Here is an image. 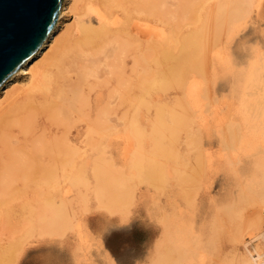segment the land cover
<instances>
[{"label": "bare ground", "instance_id": "1", "mask_svg": "<svg viewBox=\"0 0 264 264\" xmlns=\"http://www.w3.org/2000/svg\"><path fill=\"white\" fill-rule=\"evenodd\" d=\"M225 1H227V0H63L62 7H61V16L57 22L55 29L51 32V34L49 35V37L47 38V40L45 41L43 46L39 49V51L34 55V57L31 60H29L26 64H24L19 69L18 73L14 77L5 81L4 84L0 87V264H3V263L5 264V262L10 257L12 259V255H11L12 250L14 248H16L18 246V244L23 242L24 234L27 230H29L30 228H33L35 226L38 228L37 225H39L40 223H43V222L46 223L45 218L43 221L42 217H44L45 215L50 216V214H51V217H50L51 220L53 222L56 221L57 218L53 219V218H55V212L54 211L57 210V209H55L56 198L58 195L60 196V194H63V196H64V194H66V191H65L66 186H65V188L62 187L61 189H59L58 184L60 182L64 183V184H72L75 181H77V183H79V181H84L83 179H85V177H86L87 168L91 167V166L88 167L89 162L92 163V161H90V158H89L90 155L88 153L91 150V148H89L90 150H88L89 145H94V142L97 141V142H99V144H98V146H99L100 142H102L99 140H103V138L101 136L108 133V132H124V133L129 132V134L131 132H134L136 134V132H143V130H146L145 127H147V125L144 124V125H146V126H144L142 123V122H145L144 121L145 119L143 121H140L141 118L139 119V117H141L140 113L143 110H148V111L152 110V112H153V117L149 118L150 117L149 116L148 117L149 120H146V123H147V121L149 122L148 132H151L152 137L156 142L155 143L154 140H152L155 143V147H154V144L151 145L154 148H152L153 149V151L151 153L152 155L150 154L151 159L148 160V161H150V162H148V164H150L149 168H151V169L154 168L153 173H152L153 175H150L149 183L151 181L150 185H153L152 186L153 188H154V186H156V189L166 186V183H167L166 178L167 177L165 176L164 171H165V166H167V165H165L163 167L161 164L162 162L161 163L159 162V160L161 158L165 159V157L162 155L160 156L161 158H159L160 148L162 147L161 149H163V148L166 149L168 147H170V148L174 147L173 146L174 142L177 139H179L180 135L183 133L185 135L191 136V138H193V140H194V138L196 137L195 135H198L197 132L202 133L203 129L206 128L205 127L206 120H209L211 117L208 115L209 118L207 116H206V118L205 117L202 118L201 111L200 110H199L200 112L195 111V108H197L199 106L198 102L199 101L201 102L202 100H196V97H197V99L200 98V96L199 97L197 96L198 93L200 92V90L198 88L199 86H197L196 82L190 81L191 78H194L196 74L198 75L199 73H202V71L206 68L205 67L206 66L205 65V63H206L205 55L207 54L206 52L208 50H206V49H208V48L206 45L207 41L205 42L202 35H203L204 31L205 32L207 31L206 28L209 29V27L206 26V28H205V24L207 25V21H206V23H204V25L199 24L201 26V27L199 26V28H201L200 30L197 29L198 27L195 25L197 28L195 27L194 30L187 31L186 25H187V23L193 24V25L197 24V22L201 19V15H202L201 8L203 6L211 5V9H213L212 5H216L215 8H217V4H219L220 2H222V4H223ZM237 1L238 0H236L233 3H237ZM246 1L248 2V0H246ZM240 2H239V4H240ZM243 2H245V1H243ZM247 2L245 4L242 2L241 3L244 5H248ZM228 4H230L229 1H228ZM208 7H207V10H208ZM229 7H233V6H229ZM244 7H246V6H244ZM204 8H206V7H204ZM215 8L213 9L212 12H210L211 10L210 11L208 10V12H210V16H211V13H213L211 17H214V16L216 17V14L219 13L218 11L216 12V14L214 13ZM230 10H231V8H230ZM204 11H203V13H204ZM69 13L72 14V17H73L72 21L73 22L70 21L71 25H68L69 24L68 23L66 26L65 19ZM233 13H234V11H233ZM237 13L239 14V12H236V14ZM204 14H206V12ZM234 15H235V13H234ZM228 16L229 15H227L226 21L228 20ZM206 17H207V14H206ZM206 17H205V20H206ZM215 17H214V19H215ZM217 17H219V14ZM229 17H231V19H233L232 15ZM238 17L239 16H237V18ZM240 17L241 18L243 17V13H242V16H240ZM208 18H209V15H208ZM224 18H222V20ZM237 18H235L236 22L238 21ZM220 19H221V17H220ZM220 19H217L219 24L221 22ZM205 20H203V22H205ZM224 21H225V19H224ZM213 22H214V20H213ZM231 22H232V20H231ZM228 23H230V21ZM210 24H212V23H210ZM215 24L216 23H213V26H215ZM202 27H203L204 31L202 32V35H201L199 32L202 30ZM211 27H212V25H211ZM217 27L221 28L222 30L225 28V27H221L220 25ZM227 27H228V25L226 26V29H227ZM212 29H213V27H212ZM221 29H219V30H221ZM214 32H215V30H214ZM215 33H216L215 35H217L218 31L216 30ZM204 34L206 36L204 38L207 39L206 33H204ZM219 34L221 35V33H219ZM226 34H227V31H226ZM228 34H229V32H228ZM215 35H213L214 36L213 38L218 37ZM210 36H211V33H210ZM219 37L221 38L222 36H219ZM216 39H215V41L219 42L218 41L219 38H216ZM209 40L213 46H214V44H216V45L218 44L216 42L213 43L211 41L210 37H209ZM210 42H207V43H210ZM209 47H211V45H209ZM211 49H213V47ZM205 50H206V52H205ZM212 51L213 50H211L210 53H212ZM216 56H217V54H216ZM207 57H208V55L206 56V58ZM259 57H258V59H259ZM213 58H215V56ZM215 59H217V58H215ZM224 59H225V57H224ZM260 60H258V62H260ZM214 62H215V60H214ZM219 62H220V60H219ZM209 63H210V60H209ZM221 63H223V62H221ZM217 64H218V62H217ZM233 64H232V66H233ZM250 64H251V62H250ZM261 64L262 63L260 62L259 65H261ZM253 65H254V63H253ZM226 66H228V65H226ZM215 67L222 69L223 72L228 71V70L224 71V67L221 68L218 65ZM237 67H239V66H237ZM255 67H259V66L256 65ZM210 68L213 70L212 65H210ZM218 68H216V70ZM236 68H235V71H236ZM252 68H254V67H250V69H252ZM261 68L259 67V69H261ZM206 70H204V71H206ZM212 70H211V72H212ZM256 70H253L254 74H256L254 72ZM262 70H261V72L258 70V72L262 73ZM223 72H222V74H224ZM233 72H234V70H233ZM240 72L241 71L239 70V75H240ZM208 73H210V72H208ZM228 73H227L228 77L231 74L234 75L235 78L238 77L237 81L240 84L242 83L241 85H242V87H244V84L246 83L247 80L244 79L245 80L244 83H243V81H244L243 79H240V81H239L240 77L238 76V74L236 75L237 77L234 74V73H238V72H234V73L228 72ZM253 73H251V74H253ZM205 74H206V72L204 73V75ZM254 74L251 76H253V78H255V77L258 78V76H254ZM201 75H203V74H201ZM228 77L227 78L225 77V79L227 80V83L229 81V84H230L231 80H229L230 78L228 79ZM234 77L232 76V80ZM241 77H242V75H241ZM212 78H213V76H212ZM244 78H245V75H244ZM250 79H249V81L252 80V79L251 80ZM216 81H218V80L215 79V82ZM237 81L235 80V83L237 84V86L235 84L236 87H238V85H239V83H237ZM252 81H254L255 84L257 83L256 86H258L259 79H258V81H256V79H254ZM203 83L205 84L204 81H203ZM232 83H233V81H232ZM254 83H253V85H255ZM263 83L264 82H261V84H263ZM215 84L214 85L211 84V86L215 87ZM231 84H230V86H231ZM251 84H250V86H252ZM233 85H234V83H233ZM235 86H233V88ZM242 87L239 85L238 89H241ZM245 88H243V90L245 91V92L243 91L244 93L247 92V90H246L247 88L246 89ZM251 88L252 87L248 88V90L250 91ZM212 89L214 90L215 88H212ZM231 89L232 88H230L229 90H231ZM254 89H256V88L254 87ZM171 90H177V91H180L183 93H181L182 95H180V96L170 98V96L168 95L167 92L168 91L170 92ZM204 91H205V89H204ZM260 91H259V93H260ZM171 92H174V91H171ZM229 92H231V91H229ZM237 92H238V90H236V94H237ZM241 92H238V93H240L239 95H241ZM164 93H166V94H164ZM250 93H251V91H250ZM262 93L259 94L262 97L258 95L259 99L263 98L264 93L263 94ZM206 94H207V92L205 93V95ZM247 94L250 95L248 92H247ZM214 95H215V93L213 94V97H215ZM252 95H253V93H252ZM219 96L221 97V94ZM219 96H217V97H219ZM222 96H223V93H222ZM243 96L245 97L244 94L242 95V97ZM213 97H212V99H213ZM244 97H243V99H245L247 96L245 98ZM219 98H217V100ZM206 99H209V97L208 98L206 97ZM220 99L222 100V98H220ZM220 99H219V101H220ZM241 99L242 98H240V100ZM243 99L241 101H243ZM204 100H203V102H204ZM253 100L255 101V97ZM209 102H210V99H209ZM209 102H207V103L209 104ZM222 102L223 101H220L221 105H222ZM256 102H259V101H256ZM207 103L205 104V102H204L203 105L205 104L204 106H206V105H208ZM199 104L202 105V102ZM220 104H219V106H220ZM259 104L261 105L262 103H259ZM259 104L258 103L257 104H253V103L249 104L248 105V111H247V107L244 108L248 112V115H247V112L245 114H244L245 111L243 112L244 117H242V119H241L242 121L239 122V127L244 129V130H245V128H247L248 131H244V132H248V134H249V132H255V134L258 132H260V134H262L261 132H263V119H264L263 118V114H264L263 105L264 104L262 105V107H260ZM214 105H215V103H214ZM216 106H217V103H216ZM216 106H213L214 111H218V110H216L217 109ZM222 106L226 107L225 103ZM245 106L246 105H244V107ZM241 107H243V106H241ZM252 107L254 108L256 115H254V112H253V114L251 113ZM221 109H222V107H221ZM207 110H210V109H207ZM207 110L205 109V111H207ZM215 117L214 118L217 120L219 117L218 113L216 114ZM219 118H221V117H219ZM218 120L221 121V119H218ZM231 120H232V117H231ZM201 122H202V124H201ZM209 122H210V120H209ZM216 123H218V125L220 124L218 121H216ZM206 124L207 125L209 124L208 121ZM210 124H212V123L210 122ZM197 125H200V126L204 125V126H202V131H199V130H201L200 126H198L199 130L196 128ZM220 126H221V124H220ZM214 128H215V125H214ZM215 129L219 130L218 128H215ZM226 130H227V132H230V133L233 132L232 134H234L236 132V127L234 126V122H231L230 124H228ZM148 132H146V135L148 134ZM205 132H206V130H205ZM97 134H98V137L100 138V139L98 138L99 140H95V138H93V135L96 136ZM140 134L142 136V133H140ZM255 134L252 133V135H255ZM260 134L258 133L256 135V137ZM131 135L133 138L136 137V136L134 137L133 133ZM218 135L220 136V134H218ZM249 135H251V133ZM192 136H194V137H192ZM209 136H210V134H209ZM239 136L241 137V135H239ZM106 137H109V136L106 135L105 138ZM110 137H111V135H110ZM231 137L229 136L228 138H231ZM233 137H234V135H233ZM96 138H97V136H96ZM150 138H151V136H150ZM188 138H190V137H188ZM220 138H223V137L220 136ZM259 138L261 139L263 137H259ZM147 140H148V138H147ZM193 140L192 139L189 140L190 145H191V143L193 145V143L195 141V140L194 141ZM198 140L200 141V138ZM198 140L195 141L197 146H195L196 144L194 143L195 144L194 148L196 150H198V147L202 143V140H201V143H199V142L197 143ZM230 140H229V142L227 141V143H230ZM108 141H111V140H108ZM124 141H126V140H124ZM182 141H184V140H182ZM256 141H257V139H256ZM258 141H259V139H258ZM113 142L116 143L118 141L116 139ZM149 142H150V139H149ZM185 142L187 143V141L185 140L183 142V144ZM221 142H222V139H221ZM118 143H120V142H118ZM137 143H139V142L137 141ZM175 143L177 144L178 142H175ZM220 143H219V145H220ZM222 143H224V142H222ZM225 143H226V141H225ZM233 143L231 145H233ZM257 143L260 144V142H257ZM261 143H263V142L261 141ZM131 144H133V143L131 142ZM141 144H144V143H141ZM150 144H152V142L148 143L147 145L150 146ZM179 144L181 145V143H179ZM240 145H243V144L241 143ZM145 146H146V144H145ZM145 146H143V147L146 149L147 146L146 147ZM212 146H210V150H211ZM186 147H188V146H186ZM243 147H244V145H243ZM248 147H249V145H248ZM255 147H257V145ZM150 148H148V150ZM221 148H223V147H221ZM221 148H218L219 151ZM239 148L240 147H238L237 149L239 150ZM250 148H249V150H250ZM96 149H97V147H96ZM102 149H103V147H102ZM164 149H163V151H164V153H166L167 151H165ZM172 149H174V148H172ZM179 149H180V146H179ZM184 149L186 150V148H184ZM192 149H193V147H192ZM232 149H234V148H232ZM262 149H263V145H262ZM185 150L183 152H187ZM188 150H190V148ZM203 150H200V152ZM242 150H245L247 152L248 148L247 149L244 148ZM94 151L95 150H93V152ZM239 151H237L239 154L238 157L240 156ZM140 152H141V150H140ZM174 152H170V153H174ZM178 152L179 151H177L176 153H178ZM207 152H209V151H207ZM207 152H206V155H210V157H211V154H210L211 152L209 154H207ZM237 152L232 153V154L233 155L235 154L237 156ZM259 152H257L256 154L258 155ZM137 153H138V151H136L135 155H137ZM241 153H243V156L246 155V154H244L245 153L244 151ZM249 153H250V151H249ZM249 153H248V155H249ZM112 154H113V152H112ZM112 154L110 153V155H111L110 158L113 156ZM141 154H143L142 157H141ZM141 154H139L141 158H146V157H143L144 155H146V152L145 153L141 152ZM196 154H197V152H196ZM214 154H216V153H213V155ZM219 154L220 155H218V153H217L216 158H218L220 156L219 159H221V154L224 156V154H226V152L225 153L219 152ZM253 154H252V156L250 154V157L253 158ZM139 155L134 156V157H138ZM172 155H177V154L174 153ZM178 155H180V154H178ZM181 155H183V158H184V154H181ZM187 155H188V153H187ZM202 155L203 154L201 152L200 156L197 159L202 160V159H199ZM206 155H204V156L206 157ZM248 155H246V156H248ZM261 155L262 154H260V157L262 158L263 155L262 156ZM101 156H103V155H101ZM105 156H106V154H105ZM170 157H171V155H170ZM195 157H197V156H195ZM214 157H215V155L213 156V159H214ZM224 157L227 159V161H229V158H227L226 155ZM224 157H222V159ZM231 157L232 156L230 155V158ZM248 157H246V158H248ZM99 158L100 159L98 160V163H100V164H99L98 168L101 167L100 165H102V164L104 165L106 163V161L104 160L105 157H104V159H101L102 157H99ZM108 158H109V156H108ZM127 158L129 160V157H127ZM174 158L176 159L177 157L176 156L172 157V162L175 163L176 160ZM216 158H215V161L217 160ZM258 158H254V160L255 159L257 161L261 160V163H263V158L262 159L260 158L259 160H258ZM112 159H113V157H112ZM138 159L140 160V158H138ZM138 159L134 161V163H135L134 166H136V164H137V167H138V165L143 166V163L147 164L144 161H147L148 158L144 159V161L141 159L142 161H140V162H143L142 164L139 163ZM244 159L245 158H243L241 160H244ZM181 160H182V158H181ZM185 160H186V158H185ZM212 160L210 159V161H212ZM239 160H240V158H238V161ZM241 160H240V162H241ZM178 161H176V163ZM182 161H181V163H182ZM215 161H214V163H215ZM236 161H237V159H236ZM126 162H127V160H126ZM186 162H187V160H186ZM194 162L195 161L193 159V163ZM198 162H200V163H198ZM198 162L197 163L200 164L199 166H201L198 169H201L202 167H203L202 169H204L205 168L204 166H206V165L205 164L204 165L202 164L203 166L201 165V162H203V160L198 161ZM131 163H133V161ZM184 163H185V161H184ZM204 163H207V161H205ZM221 163H223V161ZM256 163L254 161V165ZM108 164H109V162H108ZM108 164H107V166H108ZM115 164H114V166L117 167V164L116 165ZM165 164H167V163L165 162ZM207 164L209 165V162ZM228 164L234 168V166L231 163L228 162ZM195 165L198 167L197 164H195ZM216 165H218V164H216ZM216 165L215 166L212 165V166L216 167ZM221 165H219V166H221ZM111 166L113 167V165H110V167ZM147 166L148 165H146V167ZM183 166H185V165H182V168H183ZM236 166H237V164H236ZM241 166H244V165H241ZM241 166H239L238 169H244ZM110 167H109V169H110ZM146 167L144 166L145 170H146ZM259 167H260V164L258 165L257 168L254 169V171L255 170L257 171V169ZM136 168H135V170L137 171L138 168L137 169ZM128 169H130L129 166H128ZM169 169H170V167H169ZM171 169H174V168H171ZM178 169H180V168L178 167ZM202 169L200 171H202ZM209 169H210V167H209ZM260 169H261V167H260ZM99 170H102V172H100V174H99V172L97 171L96 172V176H97L96 178H98L100 181L104 180L103 183L107 182L109 186L111 184H114L115 182H117L118 184L123 183L124 181L119 183V179L117 180L115 178L116 177L117 178L118 177L124 178L125 175L127 176L130 173V171H129V173L127 171L125 173L117 172L118 174H122V175L125 174L124 176H119L117 173H115L117 171L116 169H115L116 171L114 172L113 170H108V168H107L108 172L113 171L111 173L112 174L115 173V175H117L115 178L113 175L114 180H111L113 178H110L108 173H106V175H108V176H106L104 174L105 171H107L106 169H105V171H103L104 168L103 169L100 168ZM125 170H126V168H125ZM147 170L149 172V169H147ZM181 170L185 171V168L181 169ZM204 170L206 171V168ZM204 170L201 172L202 174H203ZM210 170H209V172H211ZM262 170H263V168H262ZM172 171H175V169ZM189 171H190V169H189ZM193 171H194V169H193ZM213 171L215 174V169ZM232 171H234V170L232 169L230 172H232ZM248 171H247V173H248ZM197 172L198 171L196 170V173ZM209 172H208V174H209ZM242 172H243V174H245L244 171H242ZM257 172L259 174H261L262 171L258 170ZM257 172H254V173L257 174ZM145 173H146V171H145ZM171 173L175 175L176 172L175 173L170 172V176H171ZM179 173L182 174L178 170V174ZM194 173H191V174L195 175ZM232 173L236 174V172H232ZM112 174H111V176H112ZM132 174H133V172H132ZM149 174H147L148 177H149ZM197 174H199V173H197ZM237 174H239L237 176L238 178L241 179V177H243V176L240 177V171L239 172L237 171ZM243 174H241V175H243ZM259 174H257L259 177L255 176L254 174H251L250 180L254 176H255V178H253L254 180L256 179V177L259 179L260 178ZM182 175L186 176V174H184V173ZM187 175L192 177V175H190V174H187ZM218 175H219V173H218ZM252 175H254V176H252ZM129 176H130V174L127 177H129ZM133 176H135V174ZM206 176H208V175H206ZM212 176H214L213 173H212ZM262 176L264 177V175H261V178H263ZM102 177H103V179H102ZM194 177H196V176H194ZM194 177H192V179ZM197 177H196L195 182L200 181V179L197 180ZM205 177H204V179H205ZM215 177H216V175L214 176V178ZM138 178H140V177H138ZM142 178H144V177L142 176ZM171 178H174V176H171ZM171 178L169 181L172 180ZM187 178H188V176H187ZM214 178H213V180H214ZM244 178L245 177H243L241 182H243ZM91 179H92V177H91ZM93 179H95V178H93ZM125 179H126V177H125ZM145 179H147V178L145 177ZM192 179H191V182L193 181ZM248 179H249V177H248ZM182 180L186 181L187 179L186 180L182 179ZM210 180L211 179L209 177L208 181L210 182ZM250 180H249V183L252 181V180L251 181ZM120 181H121V179H120ZM179 181H176V183ZM183 181L180 182V185H181V183H185ZM257 181L260 182V180L256 179L255 183ZM261 181H262V179H261ZM84 182H86V181H84ZM99 182H98V184L101 183V182L100 183ZM132 182H133V179H132ZM138 182H139V180H138ZM146 182L148 183V181H146ZM191 182H190V185H191ZM195 182L193 181L192 184ZM204 182H205V180H204ZM245 182L246 181H244V184L247 183V182L246 183ZM258 182H257V185L261 184ZM86 184H88V183H86ZM240 184H242V183H240ZM186 185H188V183ZM194 185L195 184H193V187H194ZM262 185L263 184H261L260 187H262V189L264 190V187H263L264 185L263 186ZM104 186H106V185H104ZM132 186H134V185H132ZM137 186H138V184H137ZM168 186H169V184H168ZM196 186H198V185H196ZM80 187H82V186H80ZM152 187H150V188H152ZM248 187H249V185H248ZM254 187H255V185H254ZM254 187H252V188H254ZM260 187L258 186V189ZM67 188L69 189V187H67ZM171 188H172V186L171 187L169 186V189H167V190H170ZM190 188H189V190H191ZM198 188L200 189V187H198ZM239 188H241V186ZM82 189H83V187H82ZM111 189H112V187H111ZM124 189H125V187H124ZM124 189H122V190L124 191ZM174 189H176V188L174 187ZM199 189H198V191H199ZM242 189L239 191V193L240 192L243 193ZM258 189L256 188V190H255V188H254L251 192L256 191V194H258V200H260L259 196H261V197H264V196H262L261 190H259L261 193L260 192L257 193ZM133 190H135V189H133ZM69 191L70 190H68V194L71 193ZM125 191H127V190H125ZM153 191H154V189H153ZM172 191H174V190H172ZM184 191L185 190H183L182 192L185 193ZM194 191L196 193V190H194ZM247 191L244 190V192H247ZM249 191H250V189H249ZM128 192H129V190H128ZM176 192L178 194V191H176ZM200 192H201V189H200ZM79 193H80V191H79ZM96 193L97 192H94L95 196H97ZM120 193H121V191H120ZM132 193H134V192H132ZM154 193H156V192H154ZM154 193H149L150 197L152 196L151 194L154 195ZM170 193H171V191H170ZM242 193H240L239 194L240 196H238V197H241ZM68 194H66V195H68ZM94 194H93V196H94ZM126 194L127 193H125V195ZM172 194H174V192H172ZM172 194H170V196ZM233 194H234V192H233ZM109 195H112V194H109ZM119 195H122V193ZM158 195H161V194L159 193ZM184 195H189V194L185 193ZM184 195H182V196H184ZM247 195H249V194H247ZM251 195H253V193ZM82 196H81V199H82ZM98 196H100V195H98ZM129 196H132V194ZM155 196H156V194H155ZM174 197H178V196L176 195ZM192 197H194V196H192ZM234 197H235V195H234ZM102 198H103V200H105L104 197H102ZM187 198H188V196L186 197V199ZM189 198H190V195H189ZM196 198H198V197H196ZM94 199H96V198H94ZM106 199L108 200V197ZM174 199H172V200H174ZM178 199H179V197H178ZM181 199H183V197H180V200ZM246 199L248 201V197ZM254 199H255V197H254ZM165 200L164 201L166 203L167 200L169 201L170 199L167 198ZM190 200H192V199H190ZM211 200H212V198H211ZM239 200H241V198ZM113 201H114V199H113ZM82 202L83 201H81V203ZM97 202L99 203V201H96V203ZM106 202H108V201H106ZM119 202H121V201H119ZM123 202H124V200H123ZM125 202L127 205L126 200H125ZM169 202H167L168 206L170 205ZM174 202H176V200ZM189 202L190 201H188V203ZM239 202L241 203V201H239ZM62 203H63V201H61V204ZM240 203L238 204V202H237L239 207L242 204V203L241 204ZM260 203H261V200H260ZM118 204H120V203H118ZM177 204H178V202H177ZM237 204H236V206H233V207H237ZM116 205H117V201H116ZM148 205H150V204H148ZM232 205H234V204L232 203ZM250 205L253 206V204H250ZM259 205H258V208H259ZM58 206L56 208H58ZM82 206H83V204H82ZM118 206L119 205H117V207ZM152 206L153 205H151V207ZM186 206L189 207L187 204H186ZM186 206L184 207V209H186ZM229 206L230 205L226 206V208ZM75 207H76V205H75ZM108 207H106V204H105V207H103V208L105 210ZM172 207H174V206H172ZM59 208H61L63 210V208H65V207L63 206V208L62 207H59ZM59 208H58V211H60ZM68 208H69V205H68ZM147 208H148V206H147ZM164 208H166V207L164 206ZM164 208L162 210L165 211ZM179 208H181V205ZM261 208L262 209H260V210H263V206ZM79 209H80V207H79ZM110 209L112 210L111 207H110ZM118 209H120V208L118 207ZM118 209H116V210H118ZM220 209L222 210L223 208L221 207ZM228 209L232 210V208H228ZM236 209L237 208H235V210ZM247 209H249V207ZM96 210H98V209H96ZM124 210H126V209H124ZM172 210H174V209H172ZM172 210L169 212H172ZM175 210H176V208H175ZM217 210H219V208ZM221 210H219V213ZM227 210L225 209V211H227ZM64 211H65V209H64ZM93 211H95V210H93ZM146 211H147V209H146ZM242 211H246V210L242 209ZM242 211L240 210V212H242ZM69 212H71V211L69 210ZM158 212H159V210H158ZM59 213H61V212H58L56 214L59 215ZM73 213H74V211H73ZM120 213H121V211H120ZM226 213H224V214L226 215ZM229 213H230V211H229ZM257 213H258V210H257ZM64 214H65V212H64ZM164 214H166V213H164ZM235 214L236 213H234V215ZM237 214H239V213H237ZM241 214H239V215H241ZM158 215H160V214H158ZM218 215H217V217H218ZM162 216H163V214H162ZM221 216H222V214H221ZM245 216L247 217L246 214H245ZM248 216H249V214H248ZM252 216H250V217H252ZM58 217L61 218V216H58ZM222 217H225V216H222ZM228 217H229V215H228ZM228 217L226 216V218H228ZM241 217H242V215H241ZM238 218L241 220L240 217H238ZM73 219L75 220L74 216H73ZM162 219H163V217H162ZM249 219H251V218H249ZM68 220L70 221V219H66L67 223H68ZM158 220H159V218H158ZM218 220H219V218H218ZM257 220H258V222H257ZM257 220L255 219L256 223L261 225V222L259 221V219H257ZM59 221L60 220L58 219V222ZM47 222H48V225H50L49 224L50 222L49 221H47ZM63 222H65V221H63ZM75 222H77V221H75ZM182 222H184V220ZM187 222L190 223L189 221H187ZM219 222L221 223L220 220H219ZM222 222H224V221H222ZM247 222H248V219H247ZM185 223L186 222H184V224ZM191 223H193V222L191 221ZM213 223L214 222L212 221V223H211L212 226H214ZM215 223L218 224L217 221ZM69 224H68V226H69ZM71 224H72V222H71ZM246 224H244V225H246ZM171 225H172V223H171ZM186 225L187 224H185V226ZM253 225H255V223H253ZM40 226H42V224ZM47 226H46V229H48ZM172 226H174V225H172ZM227 226L229 227V225H227ZM246 226H248V225H246ZM43 227H44V225H43ZM174 227H172V228H174ZM234 227H236V226H234ZM60 228L63 231L64 228H62V227H60ZM60 228L58 227V229H60ZM67 228L71 229L70 226ZM165 228H166V226H165ZM182 228L185 229L186 227H184V225H183ZM182 228L180 230H182ZM41 229H43V228H41ZM41 229H40V231H41ZM50 229H48V231H51ZM45 230H43V231L45 232ZM55 230H56V228H55ZM69 230H67V231H69ZM187 230H188V228H187ZM210 230H212V229L210 228ZM245 230H247V229H245ZM53 231L54 230L51 231V234ZM65 231H64V234H65ZM170 231H172V233H173L175 231V228H174V230H172L170 227ZM28 232H30V231H28ZM44 232H43V234H44ZM211 232H213V231H211ZM217 232H219V231H217ZM48 233H50V232H47L45 234L47 236H49ZM186 233H187V231H185V233L183 232V234H185V235H186ZM240 233H241V231H240ZM37 234H38V232H37ZM37 234H36V236H37ZM62 234H63V232H62ZM39 236H41V235H39ZM61 236L59 235V238ZM209 236H211V235H209ZM212 236H214V235L212 234ZM212 236H211V238H212ZM237 236H238V234H237ZM31 238H33V236ZM170 238H172V237H170ZM203 238L205 239V237H203ZM203 238H201V239L203 240ZM209 238H208V240H210ZM171 240H174V239H171ZM185 240L187 241L186 237H185ZM202 240H201V242L204 243ZM263 241H264V239H263ZM164 242L167 245L166 240ZM182 242H183V240H182ZM201 242H199L200 245L202 247H204L201 244ZM208 243L210 244V242H207V244ZM211 243H213V245H214V242H211ZM175 244L179 245L178 243H174V241H172V245H175ZM23 245H24V243H23ZM183 245H184V243H183ZM187 245H188V243L186 242L185 246L187 247ZM205 245H206V243H205ZM213 245H211V247H213V248H211L212 251L214 249ZM179 246H182V244H180ZM179 246L178 247L176 246L177 249L180 248ZM189 246L190 245H188V247ZM186 247H184V249H186ZM194 247H196V246H193V248ZM198 247H200V246H198ZM202 247H200V248L202 249ZM193 248L191 247V249H193ZM242 248H244V247H242ZM167 249H169V248L167 247ZM170 249H172V248L170 247ZM204 249H205V247H204ZM206 249H210V245H209V248H206ZM211 249L209 250V254L212 253V255H213V253L216 251V249L214 252H210ZM163 250H165V247ZM189 250H190V247H189ZM202 250H201V252H204ZM13 251H16V250L14 249ZM167 251L169 253H171L169 250H167ZM206 251H208V250H206ZM192 252H195V250L193 249ZM177 253H178V251H177ZM193 254L195 255V253H193ZM197 254H198V252L196 253V255ZM175 255H177V254H175ZM164 256H165V254H164ZM185 256H186V254H185ZM262 256H263V253H258L257 257H255L254 255H252L251 250L248 249L247 251H245V253L243 255V263L244 264H264V260L262 262L257 261L258 258H260ZM167 257L169 258L170 256L168 255ZM212 258H213V256H212ZM165 259H166V257H165ZM170 260H172V259L170 258ZM195 260H197V258ZM160 261H163V260H160ZM177 261H179V260H177ZM185 261L188 262V258H187V260L184 259L183 262H175V263L176 264H187ZM197 261H195L196 264H198ZM207 261H213V260L209 259ZM7 262H9V261H7ZM164 262L165 261H163V263ZM195 262H194V264H195ZM165 264H170V263L165 262ZM189 264H190V262H189ZM203 264H204V261H203ZM206 264H207V262H206ZM209 264H210V262H209Z\"/></svg>", "mask_w": 264, "mask_h": 264}, {"label": "rangeland", "instance_id": "2", "mask_svg": "<svg viewBox=\"0 0 264 264\" xmlns=\"http://www.w3.org/2000/svg\"><path fill=\"white\" fill-rule=\"evenodd\" d=\"M228 1H229V3L230 4H228ZM236 0H227V1H225L223 4H222V2H220L219 4H217V8H215L216 7V5H212V7H213V9L215 8V14H216V12L218 11L219 13H217L216 14V17L218 16V14H219V17H215V19H214V17H211L212 16V14L213 13H211V16H210V12H212L213 11V9H211V5H205V6H203L202 8H201V13H202V15H201V21L199 20L198 22H197V24H188L187 23V25H186V29H187V31H189V30H194L195 29V27L197 28V29H201V28H199V26L201 25V24H203L204 25V23H206V21H207V25L205 24V28H206V26L207 27H209V29H207L206 28V32L203 30V27H202V30L199 32L201 35H202V32H203V35H202V37H203V39L205 40V42L207 41V42H210V40H209V37L211 38V41L213 42V43H215L216 41H215V39L216 38H219L218 39V41L220 42H216V43H218L217 45L216 44H214V46L212 45V43L210 42V43H207L206 42V45H207V48L208 49H206V50H208L207 52H206V50H205V52L207 53L206 55H205V60H206V63H205V69L204 70H206V71H202V73H199L198 75L200 76H198L197 74L195 75V77L194 78H191L190 79V81H192V82H196L197 83V86H199L198 88H199V90H200V92L198 93V97L200 96V98L199 99H197V97H196V100H202L201 102H202V105H200L199 103H201L200 101L198 102V109L197 108H195V111H201V116H202V118H206V116L209 118V116H211L210 117V122L212 123V124H210V122H209V120H206V123H207V121H208V123L210 124H206L205 123V129H203V132L201 133V132H197L198 133V135H195L196 137L194 138V140L196 141V140H198L199 138H200V141L198 140L197 141V143L199 142V143H201V140H202V143H201V145L198 147V150H196L194 147L195 146H197V144H196V142L193 140V138H191V136H189V135H185L184 133L183 134H181L180 135V137H179V139H177L175 142H178L177 144L174 142V144H173V146L174 147H168V148H166V149H164L165 151H167L166 153H164V151H163V149H161L160 148V153H159V158H161L160 156L162 155V156H164L165 157V159H160L159 160V162L162 164V166L164 167L165 165H167V166H165V176L167 177L166 178V181H167V183H166V186L165 187H160V188H157L156 189V186H154V188L152 187L153 185H150L151 184V181H150V183H149V178H150V175H153L152 173H153V169L154 168H149L150 166V164H148V162H150V161H148V160H150L151 159V153H152V151H153V149L152 148H154L155 147V140L153 139V137H152V134H151V132H148V125H149V122L147 121V123H146V120H149L148 119V117L149 118H151V117H153V112H152V110H143L141 113H140V116L141 117H139V119H140V121H143L144 119V121L145 122H142L143 123V125L144 124H146L147 125V127H145V129L146 130H143V132H136V134L134 133V132H131L130 134H129V132H108V133H106V134H104L105 136L107 135V136H109V137H106L105 138V136L104 135H102L101 137L103 138V140H99L100 138L98 137V134L96 135L97 136V138H96V136L95 135H93V138H95V140H99V141H102V142H100V145L98 146V144H99V142H97V141H95L94 142V145H89V147H88V150H90L89 148H91V150L88 152L89 153V158H90V161H92V163L91 162H89V166L88 167H90V168H87V173H86V177H85V179H83L84 181H86V182H84V181H79V183H77V181H75L74 183H72V184H64V183H59L58 184V188L59 189H61L62 187H64L65 188V186H66V189H65V191H66V194H68V190H70L69 192H71V193H69L68 195H66V194H64V196H63V194H60V196L58 195L57 196V198H56V201H55V209H57V210H55L54 212H55V218H53V219H56V221L55 222H53L52 220H51V214H50V216H48V215H45L44 217H42V219H43V221H44V218H45V221H46V223H40L39 225H37L38 226V228L35 226V227H33V228H30L29 230H27L26 232H25V234H24V238H23V242H21L20 244H18V246L16 247V248H14L16 251H13L12 250V259H11V257L7 260V261H9V262H5V264H165V262H167V263H170V264H174L175 262H183V260L185 259V260H187V258H188V262H186L187 264H189V262H190V264H194V262L195 261H197L198 262V264L200 263V264H203V261H204V264H206V262H207V264H209V262H210V264H244L243 263V255H244V253H245V251H247L248 249L249 250H251V252H252V255H254L255 257H257V254L258 253H263V256L262 257H260V258H258V262H262L263 260H264V241H263V239H264V197H261V196H259V199L261 200V203H260V200H258V194H256V191L255 192H251L254 188H255V190H256V188L258 189V186L260 187L261 186V184H263L264 185V177L263 178H261V175H264V119H263V132H261L262 134H260V132H258L260 135H258L257 137H256V135L258 134V133H256L255 134V132H249V134L251 133V135H249L248 134V132H244V131H248V129L247 128H245V130L244 129H242V128H240L239 127V122L240 121H242L241 119H242V117H244V114L248 111V105L249 104H259V103H262L261 105H260V107H262V105L264 104V83L263 84H261V82H264V0H248V2L246 1V0H238L237 1V3H233V2H235ZM242 3H246L247 2V4L248 5H244V4H242ZM243 1H245V2H243ZM239 2H240V4H239ZM220 5V6H219ZM210 8H209V7ZM229 6H233V7H229ZM244 6H246V7H244ZM204 7H206V8H204ZM207 7H208V10L210 11V12H208V10H207ZM226 10H225V9ZM230 8H231V10H230ZM237 8V9H236ZM217 9V10H216ZM219 9V10H218ZM225 11H224V10ZM245 9V10H244ZM205 10V11H204ZM203 11H204V13L206 12V14H207V17H206V14H204L203 13ZM233 11H234V13H235V15H234V13H233ZM247 11V12H246ZM236 12H239V14L237 15L236 14ZM222 15H221V14ZM242 13H243V17L245 18H241L240 16H242ZM205 15V16H204ZM208 15H209V18H208ZM227 15H229V16H233V19H231V17H229L228 16V20L226 21V19H227ZM239 16L238 18H237V16ZM205 17H206V20H205ZM211 17V18H210ZM220 17H221V19H220ZM225 17V18H224ZM204 18V19H203ZM213 18V19H212ZM222 18H224L225 19V21H224V19L222 20ZM232 20V22H231V20ZM235 18H237V22H236V19ZM72 19H73V17H72V14L71 13H69L68 14V16L66 17V19H65V23H66V26H67V24L68 25H71L70 24V21H72ZM210 19V20H209ZM212 19V20H211ZM217 19H220V24H219V22L217 21ZM240 19V20H239ZM243 19V20H242ZM203 20H205V22H203ZM213 20H214V22H213ZM234 20V21H233ZM67 21V22H66ZM210 21V22H209ZM212 21V22H211ZM217 21V22H216ZM230 21V23H228ZM243 21V22H242ZM73 22V21H72ZM71 22V23H72ZM224 22V23H223ZM210 23H212V24H210ZM213 23H216L215 24V26L217 25V26H221V27H225L223 30L221 29V28H219V27H215V26H213ZM233 23V24H232ZM235 23V24H234ZM200 24V25H199ZM209 24V25H208ZM223 24V25H222ZM225 24V25H224ZM196 25V26H195ZM211 25H212V27H213V29L215 30V32H216V30L218 31V34L217 35H215L216 33L214 32V30L212 29V27H211ZM228 25V27L230 28H228L227 27V29H226V26ZM231 26V27H230ZM201 27V26H200ZM189 28V29H188ZM204 28V29H205ZM211 28V29H210ZM219 29H221V30H219ZM212 30V31H211ZM229 30V31H228ZM226 31H227V34H226ZM213 32V33H212ZM228 32H229V34H228ZM204 33H206V35H207V39H205L204 37H206L205 36V34ZM210 33H211V36H210ZM219 33H221V35L219 34ZM231 33V34H230ZM213 35H215V36H218V37H215V38H213L214 36ZM219 36H222L221 38L219 37ZM229 36V37H228ZM214 40H213V39ZM226 38V39H225ZM217 40V39H216ZM222 42V43H221ZM209 45H211V47H209ZM218 46V47H217ZM213 47V49H211ZM211 50H213L212 51V53H210L211 52ZM218 52V53H217ZM217 54V56H216V54ZM219 54V55H218ZM260 54V55H259ZM208 55V57L206 58V56ZM212 56V57H211ZM215 56V58H217V59H215V58H213ZM222 58H221V57ZM260 56V57H259ZM224 57H225V59H224ZM258 57H259V59H258ZM213 58V59H212ZM227 59V60H226ZM261 59V60H260ZM209 60H210V63H209ZM214 60H215V62H214ZM219 60H220V62H219ZM233 60V61H232ZM258 60H260V62L262 63L261 65H259V63L260 62H258ZM213 62V63H212ZM217 62H218V64H217ZM221 62H223V63H221ZM232 62V63H231ZM250 62H251V64H250ZM209 63V64H208ZM234 63V64H233ZM237 65H236V64ZM253 63H254V65H253ZM232 64H233V66H232ZM210 65H212V68H213V70L210 68ZM219 66V67H221V68H223L224 67V71L225 70H228L226 73L225 72H223V70L222 69H220V68H218V67H215V66ZM226 65H228V66H226ZM259 66L261 69H259V67H255V66ZM235 66V67H234ZM237 66H239V67H237ZM248 66V67H247ZM237 67V68H236ZM250 67H254V68H252V69H250ZM209 68V69H208ZM216 68H218L217 70H216ZM235 68H236V71H235ZM239 68V69H238ZM230 69V70H229ZM238 69V70H237ZM257 69V70H256ZM263 69V70H262ZM211 70H212V72H211ZM233 70H234V72H238V73H234L233 72ZM239 70L241 71L240 72V75H239ZM253 70H256V71H254L256 74H254L253 73ZM258 70L261 72V70H262V73H259L258 72ZM218 71V72H217ZM206 72V76L204 75V73ZM208 72H210V73H208ZM214 72V73H213ZM222 72L224 73V74H222ZM228 72H231V73H234L235 74V76L238 74V76L240 77L239 78V81H240V79H245V80H247L246 81V83L244 84V87H242V83L240 84L238 81H237V78H235L234 77V75H229V77H228V75H227V73ZM245 72V73H244ZM213 73V74H212ZM251 73H253L254 74V76H258V78H253V76H251V75H253V74H251ZM201 74H203V75H201ZM215 74V75H214ZM219 74V75H218ZM229 74V73H228ZM251 74V75H250ZM227 75V76H226ZM241 75H242V77H241ZM244 75H245V78H244ZM204 76V77H203ZM212 76H213V78H212ZM217 76V77H216ZM232 76L234 77L233 78V80H232ZM251 76V77H250ZM209 77V78H208ZM216 77V78H215ZM225 77L227 78L228 77V79L229 80H231L230 81V84L232 83V81H233V83H234V85H233V83L231 84V86H230V84H229V81H228V83H227V80L225 79ZM252 80H254V79H256V81H258V79H259V84H258V86H256L257 85V83L255 84L254 83V81H252ZM215 79L216 80H218V81H216L215 82ZM249 79L252 81H249ZM205 82V84L203 83V81ZM206 80V81H205ZM212 80V81H211ZM226 80V81H225ZM235 80L237 81V83H239V85L242 87L241 89H238L239 88V85H238V87H236L237 86V84L235 83ZM245 80L243 81V83L245 82ZM261 81V82H260ZM199 82V83H198ZM216 84H215V83ZM242 82V81H241ZM249 82V83H248ZM215 84V87H213V86H211V84L212 85H214ZM248 83V84H247ZM252 83V84H251ZM253 83L255 84V85H253ZM235 84H236V86H235ZM250 84L252 85V86H250ZM247 85V86H246ZM261 85V86H260ZM233 86H235L234 88H233ZM215 88L214 90L212 89V88ZM217 87V88H216ZM247 89H246V88ZM250 87H252L251 89H250V91H251V93H250V91L248 90V88H250ZM254 87L256 88V89H254ZM230 88H232L231 90H229ZM237 88V89H236ZM243 88H245L246 90H247V92L250 94V95H248L247 94V92L246 93H244L245 91L243 90ZM204 89H205V91H204ZM207 89V90H206ZM226 89V90H225ZM263 89V90H262ZM209 90V91H208ZM236 90H238V92H241V95H239L240 93H238L237 92V94H236ZM261 90V91H260ZM171 91H174V92H171ZM170 92L168 91L167 93H168V95L170 96V98L172 97V98H174V97H177V96H180V95H182L181 93H183V92H180V91H177V90H171ZM229 91H231V92H229ZM259 91H260V93H259ZM185 92V91H184ZM207 92V94L205 95V93ZM209 92V93H208ZM221 92V93H220ZM255 92V93H254ZM263 92V93H262ZM177 93V94H176ZM215 93V97H213V94ZM222 93H223V96H222ZM252 93H253V95H252ZM263 94V98H260L259 99V96H261V95H259V94ZM164 94H166V93H164ZM211 94V95H210ZM221 94V97L219 96ZM232 94V95H231ZM245 95V99H243V97H242V95ZM237 95V96H236ZM259 95V96H258ZM217 96H219L220 98H222V100L219 98V97H217ZM241 96V97H240ZM251 96V97H250ZM206 97L208 98L209 97V99H210V102H209V99H206ZM212 97H213V99H212ZM254 97H255V101L253 100L254 99ZM262 97V96H261ZM217 98H219L220 99V101H223L222 102V105H224V103H225V106L226 107H224V106H222L221 104H220V101H219V99L217 100ZM240 98H242L243 99V101H241L240 100ZM249 98V99H248ZM160 99V98H159ZM205 99V100H204ZM216 99V100H215ZM232 99V100H231ZM203 100H204V102H205V104L207 103V102H209V104L208 105H206V106H204L203 105ZM240 100V101H239ZM252 100V101H251ZM219 101V102H218ZM225 101V102H224ZM237 101V102H236ZM250 101V102H249ZM256 101H259V102H256ZM243 102V103H242ZM213 103V104H212ZM214 103H215V105H214ZM216 103H217V106H216ZM242 103V104H241ZM248 103V104H247ZM212 104V105H211ZM219 104H220V106H219ZM210 105V106H209ZM244 105H246L245 107H244ZM201 106V107H200ZM212 106V107H211ZM213 106H216L217 107V109L216 110H220L219 112L218 111H214V108H213ZM219 106V107H218ZM241 106H243V107H241ZM215 107V108H216ZM221 107H222V109H221ZM247 107V111L244 109V108H246ZM201 108V109H200ZM203 108V109H202ZM237 108V109H236ZM243 108V109H242ZM205 109L207 110V109H210V110H207V111H205ZM212 110V111H211ZM223 110V111H222ZM238 110V111H237ZM263 110H264V105H263ZM146 111V112H145ZM199 111V112H200ZM245 111V112H244ZM215 114H214V113ZM243 112H244V114H243ZM253 112H254V115H256L255 114V110H254V108L252 107L251 108V113L253 114ZM264 112V111H263ZM149 115H148V114ZM218 113V116L219 117H221V118H219L218 117V119H221V121L220 120H216L215 118V116H216V114ZM222 113V114H221ZM257 113V112H256ZM146 116H145V115ZM240 114V115H239ZM205 115V116H204ZM209 115V116H208ZM215 117H213V116ZM247 115H248V112H247ZM213 117V118H212ZM231 117H232V120H231ZM257 117V116H256ZM147 118V119H146ZM207 118V119H208ZM263 118H264V114H263ZM204 120V121H205ZM202 121V120H201ZM216 121H218L220 124H221V126H220V124L218 125V123H216ZM231 122H234V126L236 127V132L234 133V134H232V133H230V132H227V126H228V124H230ZM223 123V124H222ZM201 124H202V122H201ZM146 125H144V126H146ZM214 125H215V128H218L219 130H217V129H215L214 128ZM224 125V126H223ZM198 126H200V125H197L196 126V128L199 130V127ZM202 126H204V125H202ZM202 126H200L201 128V130H199V131H202ZM208 126V127H207ZM217 126V127H216ZM219 126V127H218ZM205 130H206V132H205ZM217 130V131H216ZM223 131V132H222ZM146 132H148V134L146 135ZM218 132V133H217ZM114 133V134H113ZM117 133V134H116ZM133 133V135H134V137L135 138H133L132 137V134ZM140 133H142V136H141V134ZM200 133V134H199ZM252 133H254L255 135H252ZM116 134V135H115ZM139 134V135H138ZM209 134H210V136H209ZM218 134H220V136L221 137H223V138H220V136L218 135ZM222 134V135H221ZM230 134V135H229ZM110 135H111V137H110ZM131 135V136H130ZM138 135V136H137ZM233 135H234V137H233ZM239 135H241V137L239 136ZM263 135V136H262ZM104 136V137H103ZM146 136V137H145ZM150 136H151V138H150ZM215 136V137H214ZM225 136V137H224ZM231 137V138H228V137ZM239 136V137H238ZM129 137V138H128ZM140 137V138H139ZM145 137V138H144ZM187 139H186V138ZM188 137H190V138H188ZM192 137H194V136H192ZM251 137V138H250ZM259 137H263V138H259ZM99 138V139H98ZM101 138V139H102ZM109 138V139H108ZM113 140H112V139ZM147 138H148V140H147ZM212 138V139H211ZM257 139V141H256V139ZM117 139V141L118 142H120V143H118V142H113V141H115ZM133 139V140H132ZM145 139V140H144ZM149 139H150V142H152V144H150V146L149 145H147L148 143H150L149 142ZM190 139H192L193 141H194V143L196 144H194L193 143V145H192V143H191V145H190V142H189V140ZM221 139H222V142H224V143H222L221 142ZM231 139V140H230ZM239 139V140H238ZM258 139H259V141H258ZM108 140H111V141H108ZM124 140H126V141H124ZM132 140V141H131ZM139 142V143H137V141ZM152 140H154V142L152 141ZM182 140H186L187 141V143L185 142L184 144H183V142L184 141H182ZM229 140H230V143H227V141L229 142ZM253 140V141H252ZM144 141V142H143ZM148 143H147V142ZM205 141V142H204ZM225 141H226V143H225ZM236 141V142H235ZM248 141V142H247ZM261 141L263 142V143H261ZM110 142V143H109ZM131 142L133 143V144H131ZM146 142V143H145ZM204 142V143H203ZM222 144H221V143ZM234 142V143H233ZM253 142V143H252ZM255 142V143H254ZM257 142H260V144L259 143H257ZM141 143H144V144H141ZM179 143H181V145L179 144ZM210 143V144H209ZM219 143H220V145H219ZM233 143V145H231ZM243 144L244 145V147H243V145H240V144ZM247 143V144H246ZM249 143V144H248ZM137 144V145H136ZM139 144V145H138ZM141 144V145H140ZM145 144H146V146H145ZM154 144V147H152L151 145H153ZM186 144V145H185ZM204 144V145H203ZM224 144V145H223ZM237 144V145H236ZM105 145V146H104ZM132 145V146H131ZM185 145V146H184ZM195 145V146H194ZM199 145V144H198ZM213 145V146H212ZM222 145V146H221ZM227 145V146H226ZM230 145V146H229ZM239 145V146H238ZM248 145H249V147H248ZM257 145V147H255ZM262 145H263V149H262ZM95 148H94V147ZM138 146V147H137ZM143 146H145L146 147V149L143 147ZM179 146H180V149H179ZM186 146H188L189 148H190V150H188L189 148L188 147H186ZM204 146V147H203ZM210 146H212L211 147V150H210ZM217 146V147H216ZM96 147H97V149H96ZM102 147H103V149H102ZM134 147V148H133ZM140 147V148H139ZM143 147V148H142ZM151 147V148H150ZM177 149H176V148ZM192 147H193V149H192ZM221 147H223V148H221ZM229 147V148H228ZM238 147H240L239 148V150L237 149ZM251 147V148H250ZM110 148V149H109ZM139 148V149H138ZM148 148H150L149 150H148ZM172 148H174V149H172ZM184 148H186V150L184 149ZM188 148V149H187ZM197 148V147H196ZM218 148H221L220 149V151H219V149ZM225 148V149H224ZM232 148H234V149H232ZM247 149L248 148V150H247V152L245 151V150H242V149ZM249 148H250V150H249ZM256 148V149H255ZM135 149V150H134ZM138 149V150H137ZM145 151H144V150ZM169 149V150H168ZM185 151H187V152H183L184 150ZM204 149V150H203ZM213 149V150H212ZM231 149V150H230ZM236 149V150H235ZM252 149V150H251ZM254 149V150H253ZM93 150H95L94 152H93ZM140 150H141V152L142 153H145L146 152V155L148 156H146V155H144L143 157H146V158H141L142 157V155L143 154H141V152H140ZM200 150H203V151H201L202 152V156L199 158V159H202L203 160V162H201V165L203 164H205L206 166H204L205 168H206V171L204 170V169H202V171L204 170V172H203V174L201 173L202 171H200L201 169H198L199 167H201V166H199L200 164H198V163H200V162H198V161H202V160H198L197 158L200 156ZM223 150V151H222ZM263 152H262V151ZM135 151V152H134ZM136 151H138V153H137V155H139V154H141V157H140V155L138 156V157H134V156H137V155H135V153H136ZM162 151V152H161ZM174 152L175 154H177V155H172V154H174V153H170V152ZM177 151H179L178 153H176ZM207 151H209V152H207ZM214 151V152H213ZM234 151V152H233ZM237 151H239L240 152V156L238 157V152ZM245 152L244 154H246V155H248V153H249V151H250V153H249V157L248 156H246V155H244L243 156V153H241V152ZM260 151V152H259ZM112 152H113V154H112ZM149 152V153H148ZM183 152V153H182ZM190 152V153H189ZM196 152H197V154H196ZM206 152H207V154H209L210 152V154H211V157H210V155H206ZM219 152L221 153H225L226 152V154H224V156L226 155L227 156V158H229V161H227V159L221 154V159H219L220 158V156L218 157V158H216V155H217V153H218V155H220L219 154ZM237 152V156L234 154H232V153H236ZM254 154H253V153ZM257 152H259L258 153V155L256 154ZM262 152V153H261ZM110 153L113 155L112 157H113V159H112V157L110 158ZM134 153V154H133ZM186 153V154H185ZM187 153H188V155H187ZM205 153V154H204ZM213 153H216V154H214L215 155V157H214V159H213ZM105 154H106V156H105ZM151 154V155H150ZM171 155V157H170V155ZM178 154H180V155H178ZM181 154H184V158H183V155H181ZM242 154V155H241ZM250 154H251V156H252V154H253V158L252 157H250ZM260 154H262L263 155V163H261V160H259L261 157H260ZM101 155H103V156H101ZM150 155V156H149ZM167 155V156H166ZM194 155V156H193ZM204 155H206V157L204 156ZM230 155L232 156L231 158H230ZM261 155V156H262ZM108 156H109V158H108ZM173 156H176L177 158L175 159L176 161H178L179 159V161L176 163V161H175V163L174 162H172V157ZM180 158H179V157ZM195 156H197V157H195ZM259 158H258V157ZM99 157H102L101 159H104V157H105V161H106V163L103 165H100L101 167L100 168H104V170L103 171H105V169L107 170V168H108V170H113L115 173H117V172H119V173H125L126 171L129 173V171H130V176L129 177H127L125 174V176L124 175H122V174H118L119 176H124V178L123 177H116L117 175H115V173H111V172H113V171H109L108 172V170L107 171H105V175H106V173H108V175H109V177L110 178H113V175H114V178L115 179H119V183L120 182H123V183H120V184H118L117 182H115L114 184L116 185H114V184H111L110 186L108 185V183L107 182H104L103 183V181L104 180H102V181H100L98 178H96L97 176H96V172L98 171L99 172V174H100V172H102V170H99L100 168H98V166H99V164L100 163H98V160L100 159ZM116 157V158H115ZM127 157H129V160H128V158ZM169 157V158H168ZM210 157V158H209ZM222 157H224L223 159H222ZM245 158L244 160H241V159H243V158ZM246 157H248V158H246ZM96 158V159H95ZM138 158H140V160L138 159ZM148 158V159H147ZM181 158H182V160H181ZM185 158H186V160H187V162H186V160H185ZM206 158V159H205ZM215 158L217 159L216 161H215ZM238 158H240V160H241V162H240V160L238 161ZM254 158H258V160L259 161H257L256 159L254 160ZM261 158V159H262ZM133 159V160H132ZM138 159V161H139V163L140 164H142L143 162H140V161H144V159H147V161H144V162H146L147 164H144L143 163V166L142 165H138V167H137V164H136V166H134L135 165V163H134V161L135 160H137ZM142 159V160H141ZM178 159V160H177ZM189 159V160H188ZM193 159H194V163H193ZM198 161H197V160ZM210 159L212 160V161H210ZM226 159V160H225ZM236 159H237V161H236ZM252 159V160H251ZM114 160V161H113ZM118 160V161H117ZM126 160H127V162H126ZM220 162H219V161ZM236 162H235V161ZM97 161V162H96ZM109 162V164L110 165H113V167L111 166L110 167V165L108 164V162ZM112 161V162H111ZM133 161V163H131ZM181 161H182V163H181ZM184 161H185V163H184ZM189 161V162H188ZM205 161H207V163L209 162V165L207 164V163H204ZM214 161H215V163H214ZM219 163H218V162ZM223 161V163H221ZM232 161V162H231ZM248 161V162H247ZM254 161H255V163L257 164H255L257 167H258V165L260 164V167H261V169H260V167L257 169V171L259 170V171H262L261 172V174H259L256 170L254 171V169L255 168H257L255 165H254ZM94 162V163H93ZM165 162L167 163V164H165ZM180 162V163H179ZM198 162V163H197ZM212 162V163H211ZM228 162L229 163H231L233 166H234V168L232 167V166H230L229 164H228ZM247 162V163H246ZM113 163V164H112ZM117 164V167L116 166H114V164ZM172 165H171V164ZM184 163V164H183ZM192 163V164H191ZM237 164V166H236V164ZM243 163V164H242ZM91 164V165H90ZM98 164V165H97ZM107 164H108V166L110 167V169H109V167L107 166ZM115 164V165H116ZM127 164V165H126ZM195 164H197L198 165V167L195 165ZM216 165V164H218V165H216V167H214V166H212V165ZM222 164V165H221ZM244 165V166H241V165ZM254 166H253V165ZM121 165V166H120ZM126 167H125V166ZM146 165H148L147 167H146ZM179 165V166H178ZM182 165H185V166H183V168H182ZM187 165V166H186ZM202 165V166H203ZM219 165H221V166H219ZM263 165V166H262ZM93 166V167H92ZM97 166V167H96ZM105 166V167H104ZM107 166V167H106ZM124 168H123V167ZM128 166H129V168L130 169H128ZM144 166L146 167V170L144 169ZM239 166H241L242 168H244V169H238L239 168ZM254 168H253V167ZM132 167V168H131ZM138 169H137V168ZM140 167V168H139ZM169 167H170V169L171 168H174L175 169V171H172V170H174V169H169ZM178 167L180 168V169H178ZM195 167V168H194ZM209 167H210V169H209ZM214 167V168H213ZM218 167V168H217ZM240 167V168H241ZM98 168V169H97ZM119 170H118V169ZM122 168V169H121ZM125 168H126V170H125ZM135 168L137 169V171L135 170ZM185 168V171L183 172L181 169H184ZM246 168V169H245ZM248 168V169H247ZM262 168H263V170H262ZM116 169V170H115ZM124 169V170H123ZM128 169V170H127ZM134 169V170H133ZM147 169H149V172H148V170ZM168 169V170H167ZM179 170V172H181L182 174L184 173V174H186V176L185 175H182V174H178V170ZM189 169H190V171H189ZM193 169H194V171H193ZM215 169V174H214V170ZM234 170V171H232V172H236V174H237V171L239 172L240 171V177L241 176H243V177H245L244 178V180H243V182H241V180L243 179V177H241V179L240 178H238L237 176L239 175V174H234V173H232V172H230L231 170ZM122 170V171H121ZM144 170V171H143ZM196 170L198 171L197 173H199V174H197L196 173ZM209 170L213 173V175L215 176L216 175V177L214 178V176H212V173L211 172H209ZM246 170V171H245ZM249 170V171H248ZM257 172V174H259L260 175V178L262 179V181H261V179L259 178H257L256 177V179L257 180H260V182H258V183H261V184H258L257 185V182L255 183V181H256V179L254 180L253 178H255V176H258L257 174H255L254 172ZM143 171V172H142ZM145 171H146V173L147 174H149V177H148V175L145 173ZM151 171V172H150ZM168 171V172H167ZM242 171H244V173L245 174H243V172ZM247 171H248V173H247ZM251 171V172H250ZM93 174H92V173ZM132 172H133V174H132ZM170 172H176L175 173V175L174 174H172L171 173V176H174V178H171V176H170ZM195 172V173H194ZM206 172V173H205ZM208 172H209V174H208ZM92 175H91V174ZM110 173V174H109ZM140 173V174H139ZM191 173H194L195 175H193V174H191ZM218 173H219V175H218ZM111 174H112V176H111ZM135 174V176H133ZM137 174V175H136ZM187 174H190V175H192V177H194V176H198L197 177V180H199L200 179V181H196L195 182V180H196V177H194L193 179H192V177L191 176H189V175H187ZM241 174H243V175H241ZM251 174H254V175H252V176H254V177H252V181L250 180V178H251ZM108 175H106V176H108ZM144 177V178H142V176ZM147 175V176H146ZM168 175V176H167ZM181 177H180V176ZM202 175V176H201ZM206 175H208V176H206ZM250 175V176H249ZM95 176V177H94ZM178 178H176V177ZM187 176H188V178H187ZM206 176V177H205ZM218 176V177H217ZM91 177H92V179H91ZM125 177H126V179H125ZM138 177H140V178H138ZM145 177L148 179H145ZM180 177V178H179ZM204 177H205V179H204ZM210 177V182L208 181V178ZM212 177V178H211ZM248 177H249V179H248ZM259 177V176H258ZM93 178H95V179H93ZM114 178L113 179H111V180H114ZM130 178V179H129ZM138 178V179H137ZM170 178L172 179L171 181H169L170 180ZM184 179V180H186V181H183L182 179ZM186 178V179H185ZM207 178V179H206ZM213 178H214V180H213ZM102 179H103V177H102ZM120 179H121V181H120ZM123 179V180H122ZM132 179H133V182H132ZM191 179L195 182V183H193V184H195L194 185V187H193V184H192V182H191ZM236 179V180H235ZM240 179V180H239ZM95 182H94V181ZM138 180H139V182H138ZM148 181V183L146 182V181ZM180 180V181H179ZM204 180H205V182H204ZM213 180V181H212ZM249 180L251 181L250 183H249ZM91 181V182H90ZM101 183H100V182ZM128 181V182H127ZM142 181V182H141ZM145 181V182H144ZM176 181H179V182H177L176 183ZM181 181H183V182H185V183H181V185H180V182ZM202 181V182H201ZM238 181V182H237ZM244 181H246L245 183L246 184H244ZM97 182V183H96ZM98 182L100 183V184H98ZM133 184H132V183ZM138 182V183H137ZM190 182H191V185H190ZM263 182V183H262ZM76 183V184H75ZM86 183H88V184H86ZM128 183V184H127ZM148 185H146V184ZM188 183V185H186ZM200 185H199V184ZM202 183V184H201ZM230 183V184H229ZM240 183H242V184H240ZM249 183V184H248ZM255 183V184H254ZM64 184V185H63ZM80 184V185H79ZM86 184V185H85ZM95 184V185H94ZM137 184H138V186H137ZM140 184V185H139ZM168 184H169V186L171 187L172 186V190H174V191H172L171 189L170 190H167V189H169V186H168ZM176 184V185H175ZM241 186V188H239L240 186ZM104 185H106V186H104ZM132 185H134V186H132ZM145 185V186H144ZM175 185V186H174ZM178 185V186H177ZM190 185V186H189ZM196 185H198V186H196ZM243 185V186H242ZM247 185V186H246ZM248 185H249V187H248ZM252 185V186H251ZM254 185H255V187H254ZM262 185V186H263ZM80 186H82L83 187V189H82V187H80ZM101 186V187H100ZM119 188H118V187ZM129 186V187H128ZM152 187L153 189H154V191H153V189L152 188H150V187ZM180 186V187H179ZM183 186V187H182ZM189 186V187H188ZM239 186V187H238ZM245 186V187H244ZM67 187H69V189L67 188ZM90 187V188H89ZM99 187V188H98ZM107 187V188H106ZM110 189H109V188ZM111 187H112V189H111ZM117 187V188H116ZM124 187H125V189H124ZM174 187L176 188V189H174ZM180 189H179V188ZM191 187V188H190ZM197 187V188H196ZM198 187H200V189H201V192H200V189L198 188ZM202 187V188H201ZM245 189H244V188ZM250 189V191H249V189ZM252 187H254V188H252ZM264 187V186H263ZM75 188V189H74ZM87 188V189H86ZM89 188V189H88ZM92 188V189H91ZM128 188V189H127ZM165 188V189H164ZM184 188V189H183ZM189 188L191 189V190H189ZM193 188V189H192ZM238 188V189H237ZM243 188V189H242ZM247 188V189H246ZM96 189V190H95ZM102 189V190H101ZM120 189V190H119ZM122 189H124V191L125 190H127V191H123ZM131 189V190H130ZM133 189H135V190H133ZM198 189H199V191H198ZM224 189V190H223ZM236 189V190H235ZM242 189V191H243V193L242 192H240V193H242L241 195V197H238V196H240L239 194V191ZM80 191V193H79V191ZM95 190V191H94ZM128 190H129V192H128ZM183 190H185L184 192L186 193V194H189L190 195V198H189V195H184L185 193H183L182 191ZM194 190H196V193H195V191ZM209 190V191H208ZM244 190L245 191H247V192H244ZM259 190H261V192H262V196H264V190L262 189V187H260L258 190H257V193L258 192H260ZM88 191V192H87ZM101 191V192H100ZM116 191V192H115ZM120 191H121V193H122V195H119V194H121L120 193ZM134 192V193H132V192ZM153 191V192H152ZM163 191V192H162ZM165 191V192H164ZM170 191H171V193H170ZM176 191H178V194H177V192ZM181 191V192H180ZM208 191V192H207ZM94 192H97L96 193V195L98 196V195H100V196H95V194H94ZM103 192V193H102ZM124 192V193H123ZM154 192H156V193H154ZM172 192H174V194H172ZM192 192V193H191ZM224 192V193H223ZM233 192H234V194H233ZM260 192V193H261ZM105 193V194H104ZM115 193V194H114ZM125 193H127L126 195H125ZM149 193H154V195L153 194H151L152 196V198L150 197V194ZM160 193L161 195H158V194ZM166 193V194H165ZM169 193V194H168ZM180 193V194H179ZM198 193V194H197ZM208 193V194H207ZM210 193V194H209ZM237 193V194H236ZM246 193V194H245ZM253 193V195H251V194ZM259 193V194H260ZM77 196H75V195ZM83 196H82V195ZM93 194H94V196H93ZM109 194H112V195H109ZM132 194V196H129V195H131ZM134 194V195H133ZM155 194H156V196H155ZM170 194H172L171 196H170ZM184 195V196H182V195ZM247 194H249V195H247ZM82 196V199H81V196ZM107 195V196H106ZM166 195V196H165ZM168 195V196H167ZM178 196L179 197V199H178V197H174V196ZM180 195V196H179ZM198 195V196H197ZM234 195H235V197H234ZM255 195V196H254ZM257 195V196H256ZM79 196V197H78ZM86 196V197H85ZM114 196V197H113ZM127 196V197H126ZM188 196V198L186 199V197ZM192 196H194V197H192ZM244 196V197H243ZM246 196V197H245ZM250 196V197H249ZM252 196V197H251ZM63 197V198H62ZM96 198V199H94V198ZM102 197H104V199L105 200H103V198ZM108 197V200L106 199ZM163 197V198H162ZM171 197V198H170ZM180 197H183V199H181L180 200ZM192 197V198H191ZM196 197H198V198H196ZM248 197V201H247V198ZM254 197H255V199H254ZM262 199H261V198ZM75 198V199H74ZM79 198V199H78ZM116 198V199H115ZM127 198V199H126ZM134 198V199H133ZM170 199L169 201L167 200V202H169V206L167 205V202L165 203V199ZM175 198V199H174ZM211 198H212V200H211ZM236 198V199H235ZM241 198V200H239ZM244 198V199H243ZM101 199V200H100ZM110 199V200H109ZM113 199H114V201H113ZM118 199V200H117ZM122 199V200H121ZM152 199V200H151ZM172 199H174V200H172ZM190 199H192V200H190ZM197 201H196V200ZM243 199V200H242ZM250 199V200H249ZM63 201V203L61 204V201ZM78 202H77V201ZM123 200H124V202H123ZM125 200L127 201V205H126V202H125ZM154 200V201H153ZM161 200V201H160ZM165 200V201H164ZM176 200V202H174ZM184 200V201H183ZM214 200V201H213ZM241 201V203L239 202V201ZM60 201V202H59ZM81 201H83L82 203H81ZM96 201H99V203L97 204L96 203ZM105 201V202H104ZM106 201H108V202H106ZM113 201V202H112ZM116 201H117V205H119L118 207L120 208V209H118V207H117V205H116ZM119 201H121V202H119ZM132 201V202H131ZM151 201V202H150ZM153 201V202H152ZM186 201V202H185ZM188 201H192L191 203L189 202L188 203ZM234 201V202H233ZM259 201V202H258ZM57 202V203H56ZM70 204H69V203ZM115 202V203H114ZM150 202V203H149ZM155 202V203H154ZM177 202H178V204H177ZM237 202H238V204L240 203L241 204V208L239 207V205L237 204ZM246 204H245V203ZM252 202V203H251ZM263 202V203H262ZM59 203V204H58ZM65 203V204H64ZM75 203V204H74ZM108 203V204H107ZM110 203V204H109ZM113 203V204H112ZM118 203H120V204H118ZM165 205H164V204ZM172 203V204H171ZM232 203L234 204V205H232ZM256 203V204H255ZM258 203V204H257ZM78 204V205H77ZM81 204V205H80ZM82 204H83V206H82ZM100 204V205H99ZM105 204H106V207H108L107 209H105L104 210V208L103 207H105ZM137 204V205H136ZM148 204H150V205H148ZM162 204V205H161ZM175 204V205H174ZM181 205V208H179L180 207V205ZM185 204V205H184ZM186 204L189 206L190 204V208L189 207H187L186 206ZM236 204H237V207H233V206H236ZM250 204H253V206L252 205H250ZM260 204V205H259ZM58 206V208L59 207H62L63 208V206L65 207V208H63V210L61 209V208H59L60 209V211H58V208H56L57 206ZM63 205V206H62ZM68 205H69V208H68ZM75 205H76V207H75ZM111 205V206H110ZM122 205V206H121ZM151 205H153L152 207H151ZM166 207V208H164V206ZM228 205H230L229 207H227L226 208V206H228ZM247 205V206H246ZM256 205V206H255ZM258 205H259V208H258ZM71 206V207H70ZM114 206V207H113ZM116 206V207H115ZM147 206H148V208H147ZM172 206H174V207H172ZM186 206V209H184V207ZM225 206V207H224ZM263 206V210H260V209H262L261 207ZM79 207H80V209H79ZM84 207V208H83ZM110 207L112 208V210L110 209ZM124 207V208H123ZM129 207V208H128ZM156 207V208H155ZM165 209V211L164 210H162L163 208ZM223 208L222 210L220 209V208ZM245 207V208H244ZM249 207V209H247V208ZM83 208V209H82ZM174 209V210H172V209ZM175 208H176V210H175ZM219 208V210H221L220 211V213H219V210H217ZM227 210L228 208H232V210L231 209H228L227 211H225V209ZM235 208H237L236 210H235ZM251 208V209H250ZM64 209H65V211H64ZM87 209V210H86ZM96 209H98V210H96ZM103 209V210H102ZM115 209V210H114ZM116 209H118V210H116ZM124 209H126V210H124ZM146 209H147V211H146ZM182 209V210H181ZM239 209V210H238ZM242 209L243 210H246V211H242ZM258 210V213H257V210ZM69 210L71 211V212H69ZM82 210V211H81ZM93 210H95V211H93ZM124 210V211H123ZM158 210H159V212H158ZM168 210V211H167ZM172 210V212H169V211H171ZM234 210V211H233ZM240 210L242 211V212H240ZM260 210V211H259ZM73 211H74V213H73ZM85 211V212H84ZM113 211V212H112ZM120 211H121V213H120ZM162 211V212H161ZM164 211V212H163ZM183 211V212H182ZM229 211H230V213H229ZM58 212H61V213H59V215H57L56 213H58ZM64 212H65V214H64ZM67 212V213H66ZM112 212V213H111ZM148 212V213H147ZM169 212V213H168ZM226 213V215L224 214V213ZM256 212V213H255ZM164 213H166V214H164ZM234 213H236L235 215H234ZM237 213H239V214H241L242 215V217H241V215H239V214H237ZM255 213V214H254ZM263 213V214H262ZM68 214V215H67ZM120 214V215H119ZM124 214V215H123ZM158 214H160V215H158ZM162 214H163V216H162ZM218 215V217H217V215ZM221 214H222V216H225V217H222L221 216ZM233 214V215H232ZM244 214V215H243ZM245 214L247 215V217L245 216ZM248 214H249V216H248ZM254 214V215H253ZM260 214V215H259ZM66 215V216H65ZM167 215V216H166ZM228 215H229V217H228ZM253 215V216H252ZM58 216H61V218L60 217H58ZM73 216H74V218H75V220L73 219ZM220 216V217H219ZM226 216L228 217V218H226ZM232 216V217H231ZM250 216H252V217H250ZM255 216V217H254ZM258 216V217H257ZM64 217V218H63ZM162 217H163V219H162ZM238 217H240L241 218V220L238 218ZM244 217V218H243ZM49 218V219H48ZM158 218H159V220H158ZM218 218H219V220L221 221V223L219 222V220H218ZM221 218V219H220ZM249 218H251V219H249ZM255 218L256 220L257 219H259V221L261 222V225H259L258 223H256V221H255V219L253 220V219ZM47 219V220H46ZM58 219L60 220L59 222H58ZM66 219H70V221L68 220V223H67V221H66ZM186 219V220H185ZM214 219V220H213ZM217 219V220H216ZM246 219V220H245ZM247 219H248V222H247ZM65 221V222H63V221ZM166 220V221H165ZM184 220V222H186L185 224H187L186 226H185V224H184V222H182ZM194 220V221H193ZM244 222H243V221ZM252 220V221H251ZM47 221H49L50 223V225H48V222ZM75 221H77V222H75ZM187 221H189L190 223H188ZM191 221L193 222V223H191ZM212 221L214 222L213 223V225L214 226H212ZM218 222V224L217 223H215V222ZM222 221H224V222H222ZM229 221V222H228ZM236 221V222H235ZM71 222H72V224H71ZM161 222V223H160ZM195 222V223H194ZM257 222H258V220H257ZM60 223V224H59ZM64 223V224H63ZM71 225H70V224ZM171 223H172V225H174V226H172L171 225ZM184 225V227H186L185 229L184 228H182V224ZM237 225H236V224ZM242 225H241V224ZM247 223V224H246ZM249 223V224H248ZM252 223V224H251ZM253 223H255V225H253ZM42 224V226H40ZM56 224V225H55ZM68 224H69V226L71 227V231L67 228V227H69L68 226ZM162 224V225H161ZM170 224V225H169ZM181 224V225H180ZM223 224V225H222ZM244 224H246V225H248V226H246V225H244ZM43 225H44V227H43ZM48 225V226H47ZM52 225V226H51ZM76 225V226H75ZM217 225V226H216ZM227 225H229V227L227 226ZM252 225V226H251ZM46 226H47V228L48 229H50L51 231L52 230H54L53 232H52V234H51V231H48V229H46ZM57 226V227H56ZM73 226V227H72ZM165 226H166V228H165ZM220 226V227H219ZM234 226H236V227H234ZM251 226V227H250ZM58 227L60 228V227H62V228H64L63 229V231H62V229L60 228V229H58ZM170 227H171V229L172 230H174V228H175V231L172 233V231H170ZM172 227H174V228H172ZM239 227V228H238ZM41 228H43V229H41ZM55 228H56V230H55ZM66 228V229H65ZM74 228V229H73ZM182 228V230L184 229L185 231H187V233H186V235L185 234H183V232L185 233V231L183 230H180ZM187 228H188V230H187ZM210 228L212 229V230H210ZM214 228V229H213ZM219 228V229H218ZM231 228V229H230ZM250 228V229H249ZM40 229H41V231H40ZM46 229V230H45ZM73 229V230H72ZM224 229V230H223ZM245 229H247V230H245ZM37 230V231H36ZM43 230H45V232L43 231ZM66 230V231H65ZM67 230H69V231H67ZM169 230V231H168ZM222 230V231H221ZM232 230V231H231ZM28 231H30V232H28ZM58 231V232H57ZM64 231H65V234H64ZM193 231V232H192ZM206 231V232H205ZM211 231H213V232H211ZM217 231H219V232H217ZM240 231H241V233H240ZM35 232V233H34ZM37 232H38V234H37ZM43 232H44V234H43ZM47 232H50V233H48L49 234V236H47L45 233H47ZM62 232H63V234H62ZM67 232V233H66ZM221 232V233H220ZM228 232V233H227ZM29 233V234H28ZM55 233V234H54ZM166 233V234H165ZM172 235H171V234ZM217 233V234H216ZM240 233V234H239ZM28 234V235H27ZM31 234V235H30ZM36 234H37V236H36ZM58 234V235H57ZM169 234V235H168ZM212 234L215 236H212ZM237 234H238V236H237ZM243 234V235H242ZM39 235H41V236H39ZM59 235L61 236L60 238H59ZM185 235V236H184ZM209 235H211L212 236V238H211V236H209ZM240 235V236H239ZM26 236V237H25ZM30 236V237H29ZM33 236V238H31ZM53 236V237H52ZM164 236V237H163ZM167 236V237H166ZM188 236V237H187ZM218 236V237H217ZM170 237H172V238H170ZM180 237V238H179ZM185 237H186V239H187V241L185 240ZM199 239H198V238ZM203 237H205V239L203 238ZM210 237V238H209ZM233 237V238H232ZM201 238H203V240L201 239ZM208 238L210 239V240H208ZM231 238V239H230ZM29 239V240H28ZM166 240V243H167V245L165 244V240ZM171 239H174V240H171ZM198 239V240H197ZM204 242V243H202L201 242V240ZM216 239V240H215ZM240 239V240H239ZM182 240H183V242H182ZM208 240V241H207ZM213 240V241H212ZM239 240V241H238ZM163 241V242H162ZM172 241H174V243H178L179 245L180 244H182V246H179V245H177V244H175V245H172ZM188 243V245H190L189 247H190V250H189V247H188V245H187V247L185 246L186 245V242ZM218 241V242H217ZM224 241V242H223ZM171 242V243H170ZM180 242V243H179ZM182 242V243H181ZM199 242H201V244L205 247V249L206 248H209V245H210V249L211 248H213V247H211V245H213V243H211V242H214V249H213V251H212V249H211V251L210 252H214L215 251V249H216V251L213 253V255H212V253L211 254H209V250L210 249H206V250H208V251H206L205 249H204V247H202L201 245H200V243ZM207 242H210V244L208 243L207 244ZM243 242V243H242ZM23 243H24V245H23ZM183 243H184V245H183ZM205 243H206V245H205ZM220 243V244H219ZM162 246H161V245ZM169 244V245H168ZM21 245V246H20ZM216 245V246H215ZM244 245V246H243ZM179 246L180 248L179 249H177V247ZM186 247V249H184V247ZM193 246H196V247H194L193 248ZM198 246H200V247H202V249L200 248V247H198ZM164 247H165V250H163L164 249ZM167 247L169 248V249H167ZM170 247L172 248V249H170ZM182 247V248H181ZM191 247L195 250V252H192L193 251V249H191ZM242 247H244V248H242ZM198 249V250H197ZM167 250H169L171 253H169ZM175 250V251H174ZM190 252H189V251ZM197 250V251H196ZM201 250L202 251H204V252H201ZM21 251V252H20ZM166 251V252H165ZM177 251H178V253H177ZM181 251V252H180ZM184 253H183V252ZM17 252V253H16ZM165 252V253H164ZM175 252V253H174ZM198 252V256L196 255V253ZM208 252V253H207ZM218 252V253H217ZM165 254V256H164V254ZM181 253V254H180ZM189 255H188V254ZM193 253H195V255L193 254ZM16 254V255H15ZM171 254V255H170ZM175 254H177V255H175ZM185 254H186V256H185ZM204 254V255H203ZM209 254V255H208ZM170 256L169 258L167 257V256ZM183 255V256H182ZM194 255V256H193ZM206 255V256H205ZM208 255V256H207ZM163 256V257H162ZM179 256V257H178ZM197 256V257H196ZM212 256H213V258H212ZM18 257V258H17ZM159 259H157V258ZM165 257H166V259H165ZM181 257V258H180ZM183 257V258H182ZM186 257V258H185ZM202 257V258H201ZM170 258L172 259V260H170ZM178 258V259H177ZM180 258V259H179ZM193 258V259H192ZM197 258V260H195ZM212 258V259H211ZM11 259V260H10ZM157 259V260H156ZM193 261H192V260ZM213 260V261H207V260ZM17 260V261H16ZM156 260V261H155ZM160 260H163V261H165L164 263H163V261H160ZM177 260H179V261H177ZM182 260V261H181ZM195 260V261H194ZM203 260V261H202ZM154 262V263H153ZM162 262V263H161ZM216 262V263H215ZM4 264V263H3ZM176 264V263H175ZM195 264H196V262H195Z\"/></svg>", "mask_w": 264, "mask_h": 264}, {"label": "water", "instance_id": "3", "mask_svg": "<svg viewBox=\"0 0 264 264\" xmlns=\"http://www.w3.org/2000/svg\"><path fill=\"white\" fill-rule=\"evenodd\" d=\"M63 0H0V87L31 60L55 29Z\"/></svg>", "mask_w": 264, "mask_h": 264}]
</instances>
